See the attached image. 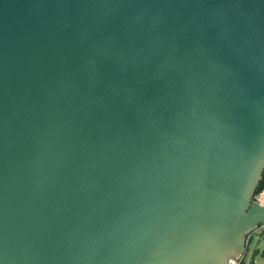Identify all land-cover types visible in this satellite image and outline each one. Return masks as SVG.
Here are the masks:
<instances>
[{
    "label": "water",
    "instance_id": "water-1",
    "mask_svg": "<svg viewBox=\"0 0 264 264\" xmlns=\"http://www.w3.org/2000/svg\"><path fill=\"white\" fill-rule=\"evenodd\" d=\"M263 169L264 0H0V264H227Z\"/></svg>",
    "mask_w": 264,
    "mask_h": 264
},
{
    "label": "rangeland",
    "instance_id": "rangeland-1",
    "mask_svg": "<svg viewBox=\"0 0 264 264\" xmlns=\"http://www.w3.org/2000/svg\"><path fill=\"white\" fill-rule=\"evenodd\" d=\"M242 264H264V225L251 232Z\"/></svg>",
    "mask_w": 264,
    "mask_h": 264
},
{
    "label": "trees",
    "instance_id": "trees-1",
    "mask_svg": "<svg viewBox=\"0 0 264 264\" xmlns=\"http://www.w3.org/2000/svg\"><path fill=\"white\" fill-rule=\"evenodd\" d=\"M261 193H264V169H263V172H262V174L260 176V179L258 181V184H257V187H256V190L254 192V196L253 197L255 198ZM250 239H251V234H250L248 243H249ZM242 263H243V261H242Z\"/></svg>",
    "mask_w": 264,
    "mask_h": 264
},
{
    "label": "built area",
    "instance_id": "built-area-1",
    "mask_svg": "<svg viewBox=\"0 0 264 264\" xmlns=\"http://www.w3.org/2000/svg\"><path fill=\"white\" fill-rule=\"evenodd\" d=\"M249 237H250V234L247 236V241L249 240ZM244 254L245 252L239 255L238 257H230L227 261V264H241L243 261Z\"/></svg>",
    "mask_w": 264,
    "mask_h": 264
}]
</instances>
